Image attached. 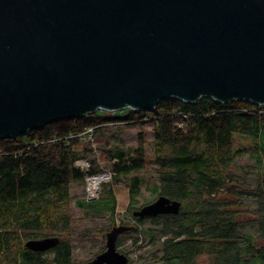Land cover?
I'll use <instances>...</instances> for the list:
<instances>
[{
	"label": "trees",
	"instance_id": "16d2710c",
	"mask_svg": "<svg viewBox=\"0 0 264 264\" xmlns=\"http://www.w3.org/2000/svg\"><path fill=\"white\" fill-rule=\"evenodd\" d=\"M144 117L150 120H141L140 125H153L157 190L179 200V212L133 215L142 190L137 172L146 158L143 133L133 150L100 147L113 163L112 180L102 185L97 199H78L76 206L91 218L109 214L108 230L116 224L114 185L125 182L130 196L127 212L137 222L120 234L117 246L124 234L137 245L140 231L155 248L151 258L156 264H204L203 256L206 264H264V107L210 96L196 102L163 98L151 112L96 111L0 138V264L77 263L71 181L85 177L76 161L93 150L81 134L92 127L95 136L111 122L137 124ZM239 136L251 141L253 162L242 163ZM90 163L88 172L94 174L95 161ZM244 212L252 217L242 218ZM146 220L149 226L139 229ZM45 237H58L59 242L44 251L26 246L30 239ZM105 248L102 242L101 252ZM127 264H134L132 257Z\"/></svg>",
	"mask_w": 264,
	"mask_h": 264
},
{
	"label": "water",
	"instance_id": "95a60500",
	"mask_svg": "<svg viewBox=\"0 0 264 264\" xmlns=\"http://www.w3.org/2000/svg\"><path fill=\"white\" fill-rule=\"evenodd\" d=\"M264 105V0H0V138L98 109L152 111L163 98ZM160 194L134 210L178 213ZM107 232L90 261L127 264ZM58 237L30 239L44 251Z\"/></svg>",
	"mask_w": 264,
	"mask_h": 264
},
{
	"label": "rangeland",
	"instance_id": "374dc122",
	"mask_svg": "<svg viewBox=\"0 0 264 264\" xmlns=\"http://www.w3.org/2000/svg\"><path fill=\"white\" fill-rule=\"evenodd\" d=\"M117 110V111H109L104 109H98L97 112L100 113H115L121 112L124 113L125 110ZM145 111V110H141ZM151 112V111H149ZM149 121V117L138 118L136 121L137 124L125 123L124 121L111 122L106 126H103L102 129L93 135L92 131H87L86 133H82L81 137L84 143L88 142V139L92 143L93 150L88 154L86 158H82L85 160L79 159L80 167L84 172L83 179H77L71 181V194H72V202L74 206V233L72 235L73 239V256L77 262L80 261H88L93 259L97 254L101 252L102 242L106 246L107 240V225L111 223L109 214L106 216H97V217H87L83 210L76 206V200L78 199H87V191H88V182L87 176L85 174L86 164L89 163V168L91 166L90 161H95V169L96 174H101L102 172H111L113 168V163L110 161L106 153L101 150L100 147L110 148L111 146H121L126 149L133 150L136 146L139 145L140 142V133L144 134V143L146 146V158L144 168L139 170L137 174L142 179V190L141 195L138 197V201L135 203L136 207H140L143 204L151 202L155 200L159 195L160 191L157 190V186L159 183L158 174L156 171V164L154 162V151L152 147V140L154 137L153 133V125L148 122L146 124L140 125L139 121ZM182 125V123L180 124ZM92 132V133H91ZM240 142L238 145L243 149V155L241 156L242 163L244 162H253L250 155V145L251 141L246 137H240ZM88 161V162H87ZM77 162V161H76ZM86 162L85 164H83ZM77 165V164H76ZM85 166V167H82ZM87 172V171H86ZM94 173V174H95ZM98 174V175H99ZM89 175V172L88 174ZM108 180V181H107ZM112 177L110 176L108 179L103 180L100 184V188L102 190V185L110 183ZM114 189L117 195L118 206L116 209V224H126L129 226H134L137 220L134 216L127 212V206L130 202L129 196V187L125 182L118 183L114 185ZM101 193V191H100ZM99 193V195H100ZM98 195V196H99ZM98 198V197H97ZM96 198V199H97ZM89 200V199H87ZM94 200V199H93ZM91 201V200H89ZM252 215L249 212H244L242 214V218L249 219ZM150 222L146 220L143 224L140 225L139 229L143 226L144 228L148 227ZM143 233L139 231V235L141 240L137 245H133V239L129 236V234H124L122 236V244L118 246V249L126 253L129 258L132 257L134 260V264H156L155 261L151 258L154 253V246L150 244L147 240L144 241ZM143 240V241H142ZM139 245H142L139 247ZM208 261L206 256L200 258V262L206 264Z\"/></svg>",
	"mask_w": 264,
	"mask_h": 264
},
{
	"label": "built area",
	"instance_id": "2783aa9c",
	"mask_svg": "<svg viewBox=\"0 0 264 264\" xmlns=\"http://www.w3.org/2000/svg\"><path fill=\"white\" fill-rule=\"evenodd\" d=\"M260 106H263L264 107V105L263 104H259ZM89 131H92L93 132V128L91 127V128H89ZM91 132V133H92ZM81 160H85V159H81ZM79 162V160L76 162V164L78 165V166H80V164L78 163ZM88 162V161H87ZM89 163H87L86 164V168H87V170H85V174L87 173L88 174V171H89ZM82 167H85V166H82ZM87 171V172H86ZM86 174V176H87V182H88V191H87V199H89V200H92V199H96L97 197H98V195H99V193H100V191H101V188H100V186H99V189H95L94 191H92L91 190V188H90V178L91 177H93L94 175H98V174H89V175H87ZM102 174H105V175H107L108 177H112V172H110L109 171V173L108 172H102ZM108 181V180H107Z\"/></svg>",
	"mask_w": 264,
	"mask_h": 264
},
{
	"label": "bare ground",
	"instance_id": "6f19581e",
	"mask_svg": "<svg viewBox=\"0 0 264 264\" xmlns=\"http://www.w3.org/2000/svg\"><path fill=\"white\" fill-rule=\"evenodd\" d=\"M125 122V121H124ZM79 163V162H78ZM86 162H84L83 164H85ZM109 177L105 174H99V175H94L93 177L90 178V188L92 191H94L95 189H99V186L101 185L100 183L105 180L108 179ZM93 200V199H92ZM118 242V241H117ZM118 248V246H117ZM122 252V251H121ZM92 260V259H91ZM90 261V260H88ZM82 262V261H81Z\"/></svg>",
	"mask_w": 264,
	"mask_h": 264
}]
</instances>
